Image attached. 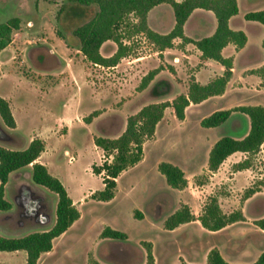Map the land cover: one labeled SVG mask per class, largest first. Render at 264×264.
<instances>
[{
    "label": "rangeland",
    "instance_id": "obj_1",
    "mask_svg": "<svg viewBox=\"0 0 264 264\" xmlns=\"http://www.w3.org/2000/svg\"><path fill=\"white\" fill-rule=\"evenodd\" d=\"M263 4L264 0H260L254 8H262ZM61 5L64 9L58 13ZM69 7L70 3L63 0H0V23L13 17H18L21 23L20 33L17 30L16 34L12 33L10 54L0 55L1 63L14 56L12 64L0 76V91L11 97L16 121L12 131L23 142L14 144L0 139V144L23 148L31 137L44 139L43 160L50 173L58 175L80 213L79 218L53 240L51 251L41 254L37 264H145L144 241L151 242L154 264H206V255L212 247L218 248L231 263L255 261L264 250V230L254 224L255 219L264 216V142L255 154H232L216 174H212L207 169L210 145L222 135L242 137L248 131L249 119L240 112H233L226 122L212 128L201 126L200 120L216 109L251 102L246 99L248 95L264 101V92L234 90L230 84L223 97L212 96L202 103L191 104L183 120L177 119L172 108L167 107L156 134L143 143V158L118 176L113 198L93 199L88 192L103 187L100 176L91 170L93 163L102 161V152L93 138L116 137L123 131L126 117L143 105L172 100L175 94L186 93L192 71L184 72L177 52L169 54L168 59L177 72L167 62L165 65L159 62L161 69L157 75L171 83V91L139 90L143 75L155 65L156 58H163L159 53L153 54L156 46L143 34L131 30H125L123 40L130 49L129 54L122 58L118 68L89 65L80 54L70 52L67 47L78 44L72 30L86 20V17L71 15ZM94 10L93 7L87 9V16ZM154 12L158 13H153L151 18L158 19L162 30L167 31L174 22L172 8L162 4ZM129 21L135 19L130 16ZM243 22L249 48L253 52L259 49L264 57L258 24L244 19ZM57 32L63 38L58 37ZM187 32L198 34L193 20ZM46 45L53 52L45 48ZM143 55L144 59L132 61ZM252 58L250 64H259L257 54ZM244 63V56L237 59L234 79L240 78ZM200 66L198 63L194 68ZM219 66L211 64L201 70L199 81L206 82L208 74ZM41 85H44L42 90ZM94 109L100 113L91 122H84L82 118ZM61 115L67 128L55 129V117ZM2 123L0 137L5 128ZM247 156L249 167L236 169L234 164ZM161 161L176 164L184 171L187 179L184 188L176 189L167 184L157 169ZM248 188L257 189V193L256 198L245 204L244 194ZM37 196L48 202L45 215L34 211ZM211 196L217 197L225 213L241 209L245 220L218 231L207 230L198 221L183 223L174 229L164 228L165 217L181 204H187L197 217ZM4 197L11 208L0 213V235L17 237L49 228L54 223L57 197L43 187L35 188L30 184L29 167L12 174ZM136 209L141 211V218L134 216ZM105 226L123 231L127 239L117 241L102 237L100 233ZM25 258L23 250L0 251V264H23Z\"/></svg>",
    "mask_w": 264,
    "mask_h": 264
},
{
    "label": "trees",
    "instance_id": "obj_2",
    "mask_svg": "<svg viewBox=\"0 0 264 264\" xmlns=\"http://www.w3.org/2000/svg\"><path fill=\"white\" fill-rule=\"evenodd\" d=\"M70 3L71 15L86 17V20L73 28L72 34L78 39V49L86 60L93 65L115 66L119 60L128 54L129 47L124 43L125 30L143 34L160 51L174 45V39L180 38L181 44L192 43L200 52L202 59H213L224 66L222 75L213 78L205 84L196 81L192 76L188 82L187 93H179L172 100L152 102L143 105L136 112L126 118L124 130L116 137L95 136L96 147L102 150L100 164L93 163L91 170L101 178L102 189L90 194L93 199L107 201L113 198L116 191V179L128 167L138 163L143 156V143L155 131L157 123L162 119L164 110L171 107L177 119L185 117V108L190 103H199L206 98L222 94L231 77L232 59L223 57L221 51L229 43L236 48H241L246 43L247 37L242 30L229 27V18L238 12L237 0H63ZM166 3L173 10L174 24L166 33H159L147 24V13L155 5ZM95 8L94 13L87 16V9ZM195 8H202L213 12L216 18L214 32L199 39H192L184 34L183 26ZM64 9L61 5L58 13ZM132 16L135 21H129ZM244 18L264 25V8L249 11ZM20 19L13 17L0 23V51L12 40V33L19 29ZM59 37L63 38L59 32ZM106 40L116 43V51L108 57L101 55L99 48ZM264 50V37L261 42ZM160 66L149 70L142 78L138 89L145 88L160 70ZM262 78L264 86V64L250 70ZM168 84L156 83L152 90L164 92ZM233 112H240L249 119V128L242 137L222 135L210 147L207 158V169L216 171L222 162L231 154L241 152L247 155L255 154L264 142V106L262 105H237L228 109H218L200 120L203 127H217L226 122ZM97 111H92L83 117L89 123ZM0 119L8 129H14L16 122L11 112L8 101L0 96ZM2 140L19 144L22 140L18 134L4 130ZM45 150V142L39 137H34L24 148H9L0 144V213L10 210L11 203L4 197L5 187L10 176L29 167L30 184L35 188L43 187L53 192L56 197L55 220L52 226L36 230L27 234L10 237L0 235V251L23 250L26 258L23 264H37L42 253L52 249L53 239L64 233L72 223L77 220L80 213L68 195L62 182L49 173L46 166L38 161L37 157ZM248 156L234 164L238 170L248 168ZM158 171L164 176L167 184L172 188L182 189L187 184L184 171L176 164L161 161L157 165ZM257 189L248 188L244 198H248ZM134 216L141 218L139 210L134 211ZM198 220L201 226L210 231H218L225 226L237 221L245 220L241 209L230 213L222 211L216 196H211L203 205L201 213L195 217L187 204L169 213L163 222L166 229H174L180 224ZM254 224L264 230V216L254 220ZM100 235L117 241L127 239V234L118 229L105 226ZM146 251L145 264H154L151 242L144 241ZM181 264H187L181 262ZM206 264H264V250L260 252L252 263H231L226 261L216 247H212L206 256Z\"/></svg>",
    "mask_w": 264,
    "mask_h": 264
},
{
    "label": "crops",
    "instance_id": "obj_3",
    "mask_svg": "<svg viewBox=\"0 0 264 264\" xmlns=\"http://www.w3.org/2000/svg\"><path fill=\"white\" fill-rule=\"evenodd\" d=\"M178 1H180V0H178ZM259 1L260 0H237V6H238V12H237V14H235V15H233V16H231L230 18H229V27L231 28V29H234V30H242L245 34H246V37H247V40H246V43L244 44V46L243 47H241V48H236V46L233 44V43H229V44H227L225 47H223V49H222V51H221V54H222V56L223 57H230L231 59H232V67H231V77H230V79L228 80V82H227V84H226V86H225V90H224V92L222 93V94H218V95H213V96H217V97H223L226 93H227V90H228V87H229V85L230 84H232V88L234 89V90H236V89H240V88H244V89H246V90H249V91H256V92H264V86H261V81H262V78L259 76V75H257V74H255V73H251L250 72V70H252V69H256V68H258L259 66H261L262 64H264V57H262L261 56V51L259 50V49H257L256 51H251V49L249 48V37H248V34H247V32L242 28V25H244L245 23L243 22V19L244 20H246L245 18H244V14L245 13H247V12H249V11H256V10H260V9H263L264 8V4H263V7L262 8H254V7H256V5H258L259 4ZM162 4H166V3H161V4H158V5H155L154 7H152L149 11H148V13H147V24H148V26L151 28V29H153L154 31H156V32H159V33H166V32H168L172 27H173V24H174V22H173V24H171L169 27H168V29H167V31H163L162 30V26L160 25V23H159V21H158V19L157 20H155V19H152L151 18V15L154 13V15H156L158 12H154L155 11V9L156 8H158L160 5H162ZM167 5H169V4H167ZM170 6V5H169ZM171 7V6H170ZM191 20H193V22L195 23V25H196V27H197V29H198V34H196V35H192V34H189L188 32H187V29H188V25H189V23L191 22ZM247 21H250V20H247ZM253 22H256V21H253ZM258 25L257 26H259V31H260V33H261V42H262V39H263V37H264V25L263 24H261V23H259V22H256ZM20 28H21V23H20ZM20 28L19 29H17V31H19V33H20ZM215 28H216V18H215V16H214V14H213V12L212 11H210V10H205V9H202V8H195L192 12H191V14L189 15V17L187 18V20H186V22H185V24H184V26H183V31H184V34L187 36V37H190V38H192V39H199V38H202V37H205V36H209V35H211L213 32H214V30H215ZM16 31V30H15ZM13 32V35L14 34H16V32ZM59 37V36H58ZM13 41H14V39L4 48V49H2L1 51H0V55H4V56H8L9 54H10V50H9V48L12 46V43H13ZM27 41H28V43L30 44V41L27 39ZM153 44V43H152ZM45 48H48V50H51L52 52H53V49H51V48H49L47 45L46 46H44ZM68 48H69V51L70 52H74V53H78V54H80L81 56H82V58L84 59V60H86L85 59V57L82 55V53L80 52V50L78 49V47H79V45L78 44H74L73 46H67ZM31 48H36V47H31ZM261 48H262V46H261ZM116 49H117V45H116V43L115 42H113L112 40H106L105 42H103L102 44H101V46H100V48H99V51H100V53H101V55H103V56H105V57H108V56H111L115 51H116ZM157 49V48H156ZM262 50H263V48H262ZM175 52H177L178 53V55L180 56V61H181V65H182V69L184 70V72L185 73H187L186 72V70H191L192 72H190V74H191V76L196 80V81H198L199 83H201L200 81H199V78H198V75H199V72L201 71V70H204V69H206V68H208V67H210L211 66V64H219L220 66H219V69L218 70H213V71H211V73L210 74H208V76H207V80H206V82H204V83H201V84H205V83H207L208 81H210V80H212L213 78H215V77H217V76H220V75H222V73H223V71H224V66L221 64V63H219V62H217V61H215V60H213V59H202L201 57H200V54H201V52L192 44V43H186V44H181V39L180 38H175L174 39V45L172 46V47H170V48H166V49H164V50H162V51H160V50H156L155 52H153V54H157V53H159V54H161L162 55V58H163V60L161 59V58H156V59H158L157 61H156V63H155V65L151 68V69H153V68H156V67H158L160 64H159V62L160 63H162L163 65H165V63L164 62H167L168 64H170L171 66H173V68H174V70L177 72V69H176V67H175V65L174 64H172L170 61H169V59H168V56H169V54H173V55H176V53ZM263 52H264V50H263ZM128 54H129V52H128ZM255 54H257L259 57H260V60H259V64H250V59H253L252 57H253V55H255ZM127 55V54H126ZM125 55V56H126ZM125 56H123V57H125ZM244 56V58H245V63H244V65H243V67L241 68V70H240V78H238V79H234V74H235V71H236V68H235V65H236V61H237V59L238 58H240V57H243ZM122 57V58H123ZM146 56H138V57H136V58H134V59H132V61L133 62H136V61H134V60H138L139 58H145ZM13 58H14V56L12 55L11 57H9V58H6V60L5 61H3L2 63H1V61H0V76H2L3 74H4V69H6L7 67H8V65H11L12 64V61H13ZM122 58L119 60V62L115 65V66H109V67H112V68H118V66L120 65V61L122 60ZM88 63H89V65H92V66H101V65H93L91 62H89L88 60H86ZM129 62H131V61H129ZM201 64V66L198 68V69H195L194 67H195V65L196 64ZM150 69V70H151ZM161 69V68H160ZM160 71V70H159ZM159 71L154 75V77H153V79L148 83V85L145 87V88H143V89H141V90H146V88H150L151 90H152V88H153V86L156 84V83H159V84H161L162 83V85L164 84V83H167L168 84V88L165 90V92H169V91H171V89H172V85H171V83L169 82V81H162L160 78V76L161 75H157L158 73H159ZM148 72V71H147ZM146 72V73H147ZM145 73V74H146ZM144 74V75H145ZM189 74V75H190ZM143 75V76H144ZM187 75V74H186ZM48 76H51V75H48ZM48 76H47V78H48ZM52 77V76H51ZM88 82L90 83V80L88 79ZM90 85H91V83H90ZM150 86V87H149ZM91 87L94 89V90H97L94 86H92L91 85ZM13 89H14V87H12ZM41 90L44 88V85H41L40 87H39ZM187 88H188V85H187ZM187 93V92H186ZM186 93H184V94H186ZM259 93V94H260ZM177 94H179V93H177ZM177 94H175L174 95V97L177 95ZM0 96H2V97H4L7 101H8V103H9V106H10V109H11V112H12V106H11V97L10 96H8L7 94H5V93H3V92H1L0 91ZM173 97V98H174ZM210 97H212V96H210ZM210 97H208V98H210ZM255 97V98H254ZM250 96V95H248L247 97H246V99L248 100V101H251V102H247V104H240V105H262V106H264V101L262 100V99H259V97L258 96ZM208 98H206L205 100H203V101H201V102H199V103H202V102H204V101H206V100H208ZM164 101V100H163ZM170 101V100H169ZM158 102H160V101H158ZM191 104H193V103H190L186 108H185V117H186V111H187V109H188V107L191 105ZM195 104H198V103H195ZM63 105H66V103H63ZM237 106V105H236ZM166 109V108H165ZM226 109H228V108H226ZM98 109H94V110H92V111H97ZM216 110H218V109H216ZM91 111V112H92ZM165 111V110H164ZM90 112V113H91ZM213 112V111H212ZM100 112H98L97 111V115L99 114ZM14 117V116H13ZM95 117V116H94ZM185 117L183 118V119H185ZM205 117V116H204ZM127 118V117H126ZM164 118V115H163V117H162V119ZM93 119V118H92ZM161 119V120H162ZM182 119V120H183ZM202 119V118H201ZM82 120H83V118H82ZM92 121V120H91ZM90 121V122H91ZM0 122H1V120H0ZM16 122V121H15ZM160 122V121H159ZM158 122V123H159ZM158 123H157V125H158ZM3 124V123H2ZM125 125H126V121H125ZM157 125H156V127H157ZM63 126H65L66 128H67V126H66V122H65V119H64V117L61 115V116H57V117H55V129L57 128V129H59L60 127H63ZM125 128V127H124ZM210 128H212V127H210ZM4 130H7V131H12L13 129H7V127H5V128H3ZM15 129V128H14ZM124 130V129H123ZM13 132V131H12ZM154 134H156V128H155V131H154ZM154 134L152 135V136H154ZM151 136V137H152ZM37 137V136H36ZM32 138H34V137H31L30 138V140L32 139ZM42 139V138H41ZM30 140H29V142H30ZM44 140V139H43ZM22 142V141H21ZM28 142V143H29ZM45 142V141H44ZM22 144H23V142H22ZM213 144V143H212ZM212 144L210 145V147L212 146ZM28 145V144H27ZM26 145V146H27ZM25 146V147H26ZM210 147L208 148V152H209V149H210ZM22 148V147H21ZM24 148V147H23ZM100 149V148H99ZM101 150V149H100ZM45 152H46V143H45V150L43 151V152H41V154L37 157V159H36V161H38V162H40V163H42V164H44L45 166H46V168H47V170L49 171V167H48V165H47V162H45L44 160H43V155L45 154ZM101 152H102V150H101ZM65 153H67V151L65 150ZM235 153H237V152H235ZM234 154V153H233ZM232 155V154H231ZM230 155V156H231ZM229 157V156H228ZM227 157V158H228ZM142 158H143V156H142ZM226 158V159H227ZM225 159V160H226ZM224 160V161H225ZM223 161V162H224ZM223 162H222V164H223ZM158 164V163H157ZM220 167V166H219ZM218 170V169H217ZM216 170V171H217ZM216 171H214V172H211L212 174H216ZM49 173H50V171H49ZM51 174V173H50ZM12 176V175H11ZM10 176V177H11ZM54 176V175H53ZM56 177V176H55ZM57 178H58V175H57ZM118 178V177H117ZM59 179V178H58ZM60 180V179H59ZM116 183H117V179H116ZM63 184V183H62ZM117 185V184H116ZM66 189V188H65ZM92 193V191H89L88 192V194H91ZM257 192H255V193H253L251 196H249L246 200H245V204L246 203H248L250 200H252L253 198H256L255 197V195L254 194H256ZM73 201V200H72ZM73 203H74V201H73ZM75 205V204H74ZM141 212V211H140ZM141 215H142V213H141ZM143 216V215H142ZM141 216V217H142ZM245 217V216H244ZM192 221H198V220H192ZM199 222V221H198ZM187 223V222H186ZM200 224V223H199ZM181 225V224H180ZM201 225V224H200ZM228 226V225H227ZM178 227V226H177ZM226 227V226H225ZM224 227V228H225ZM223 229V228H222ZM55 239V238H54ZM53 239V240H54ZM148 242H150V241H148ZM52 247H54V244H53V246ZM218 249V248H217ZM51 251V250H50ZM50 251H48V252H50ZM48 252H45V253H48ZM220 252V251H219ZM43 254V253H42ZM152 254H153V252H152ZM221 254V253H220ZM260 254V253H259ZM258 254V255H259ZM41 256V255H40ZM207 256V255H206ZM223 257V256H222ZM258 257V256H257ZM224 258V257H223ZM39 260V259H38ZM38 262V261H37ZM254 262V261H253ZM181 264V263H180Z\"/></svg>",
    "mask_w": 264,
    "mask_h": 264
},
{
    "label": "flooded vegetation",
    "instance_id": "obj_4",
    "mask_svg": "<svg viewBox=\"0 0 264 264\" xmlns=\"http://www.w3.org/2000/svg\"><path fill=\"white\" fill-rule=\"evenodd\" d=\"M48 208V202H46L45 200H41L40 196H37L34 204V209H36V212L42 211V213L45 215L48 213Z\"/></svg>",
    "mask_w": 264,
    "mask_h": 264
},
{
    "label": "water",
    "instance_id": "obj_5",
    "mask_svg": "<svg viewBox=\"0 0 264 264\" xmlns=\"http://www.w3.org/2000/svg\"><path fill=\"white\" fill-rule=\"evenodd\" d=\"M161 84H162V83H161ZM40 199H41V200H44V198H43V197H41V196H40ZM34 211H36V209H34ZM31 213H32V212H31Z\"/></svg>",
    "mask_w": 264,
    "mask_h": 264
}]
</instances>
